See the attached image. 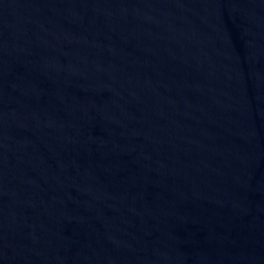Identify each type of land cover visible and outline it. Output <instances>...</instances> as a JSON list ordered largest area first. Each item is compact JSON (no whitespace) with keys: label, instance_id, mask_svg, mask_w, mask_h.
Here are the masks:
<instances>
[{"label":"water","instance_id":"obj_1","mask_svg":"<svg viewBox=\"0 0 264 264\" xmlns=\"http://www.w3.org/2000/svg\"><path fill=\"white\" fill-rule=\"evenodd\" d=\"M0 264H264V0H0Z\"/></svg>","mask_w":264,"mask_h":264}]
</instances>
